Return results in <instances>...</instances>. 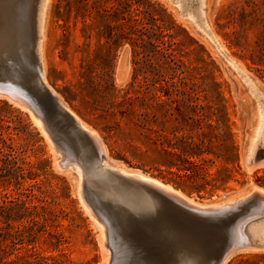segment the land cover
Instances as JSON below:
<instances>
[{
  "label": "rangeland",
  "instance_id": "374dc122",
  "mask_svg": "<svg viewBox=\"0 0 264 264\" xmlns=\"http://www.w3.org/2000/svg\"><path fill=\"white\" fill-rule=\"evenodd\" d=\"M95 1L50 0L44 40L50 87L101 136L114 163L141 169L198 203L246 197L243 202H235V208L207 217L186 210L166 194L146 191L153 195L157 208L149 216L129 212L136 222L133 230L127 231L119 207L107 203L86 176L83 180L64 169L61 162L68 157L78 165L82 154L89 159L90 146L82 143L81 148L72 143L68 123L56 117L48 101L27 82L21 46L32 40L36 0L8 1L6 6L1 2L0 42L14 38L17 45L0 43V62L13 68L12 75L31 90L36 106H42L34 114L40 120L43 117V125L39 127L29 111L0 98V138L11 148L5 153L16 160L1 163L6 169L0 172V229L12 234L22 231L25 238L12 255H8L10 249L6 250L0 264H126V256L149 253L146 247L154 243L155 226L161 232L166 229L158 220L167 211H174V218L180 222L209 223V249L213 253L205 257V264H212L219 256L214 251L229 248L238 221L258 207L256 188L264 190V165H259L264 163V153H260L264 147L257 148L253 168L248 166L246 154L255 123L256 98L252 99L254 95L244 79L229 68L207 36L196 28L202 26L196 0H174L180 3L179 13L184 18L167 0H148L149 8L135 4L126 14L130 21L113 23L134 26L125 27L129 37L113 47L98 35L105 21L98 10L100 5L118 2ZM59 2L60 10L56 7ZM207 5L211 29L227 54L264 90V72L254 64L264 50V0H208ZM164 10L176 27L163 32L167 45L160 47V53L146 55L136 42L140 34L147 41L160 36ZM188 14L196 24L190 22ZM169 44L172 47L167 53L172 55L167 58L163 52ZM43 128L50 132L51 139ZM190 153H196L191 160L198 167L188 177L189 165L182 158ZM16 170L23 175L19 181L14 178ZM204 180L211 185L196 190ZM101 213L108 216L100 217ZM97 221H104L105 226ZM136 236H143L145 247L136 244ZM258 247L253 242L226 264H264V247Z\"/></svg>",
  "mask_w": 264,
  "mask_h": 264
},
{
  "label": "bare ground",
  "instance_id": "6f19581e",
  "mask_svg": "<svg viewBox=\"0 0 264 264\" xmlns=\"http://www.w3.org/2000/svg\"><path fill=\"white\" fill-rule=\"evenodd\" d=\"M8 1H10V2L12 1V3H13L15 0H0V5H1V2H3L2 4H4ZM167 1H169L171 6H174V8H176L178 10L179 17L184 18V17H182L183 14L181 15L179 13V10L181 8L180 3H178L174 0H167ZM196 1H197L196 2L197 7L199 9V15L202 17V26L196 25V28L198 30H200L204 35L207 36L208 40L213 44V46L216 48V50L218 52H221L222 54H224L227 57L228 62L227 61L226 62L229 65V68H231L232 71H235L237 74H239L242 77V79H244V82L246 83V84L245 83L244 84L247 85V87H249V90L253 93L252 95H254V98H252V99L254 100L256 98L255 99L256 101H254V102H256L255 103V109H256L255 123L253 126V130L251 132V136H250L251 138H249V144H248V148H247V152H246L248 160L253 159L254 154L257 151V148L258 147H260V148L264 147V90L258 84V82L254 78H252L243 69V67L239 63H237L235 60H233L227 54L225 48L223 47V45L220 43V41L216 37V34H214V32H213L214 30L211 29L210 19L208 16V5H207L208 0H196ZM49 4H50V0H44L43 3H41V0H36V6L34 5L35 9H34V14H33V33L32 32H30V33H32V35H33L32 37H35V39H36V43H37L36 51L40 54V57H41V73H42V78H43L44 84L50 89V91L53 94L58 96L59 94L55 93V91L53 90L54 88L52 89L50 87V85L47 82L48 80L46 79L44 40L46 38V27H47L46 24H47V15H48ZM186 4H185V6H186ZM6 5L7 4H4L2 6H6ZM192 9H191V11H192ZM1 10H3V9H1ZM195 14H196V12H195ZM6 17H7V21H9L8 14L5 15V18ZM187 17H189L191 23H195L194 17L192 15L188 14ZM196 17H198V16H196ZM5 18H3V20ZM198 20H200V19H198ZM1 25H0V27H1ZM4 26L5 25H3V27ZM15 42L16 41H14V38H13V40L7 41L5 43L4 42L3 43L0 42V43H2L1 44L2 46L7 45V46L14 47L15 45H17ZM23 44L26 45L27 43H23ZM21 48H23V50H24V45L21 46ZM2 94H6L7 97L3 96ZM0 98H7V99H9V101L11 103L29 111L31 116H33V119H35L36 123H38L40 125V126L39 125H37V126L41 127L43 125L42 124L43 117L40 120V118H38L34 114V112L37 108L36 103H35L36 100H34L31 97H29L28 95H26L25 92L21 88L12 85V86L8 87V90H7V89H3L0 87ZM59 102L63 107L66 108L67 111L71 112V114L75 117V120L77 121V123L80 124L82 126V128L87 132L93 146L96 148V150L98 152V155H100L104 158L102 164L104 166H111L114 169L121 170L122 172L126 171L127 167L120 165V164H117V163H114L113 160L110 159V157L108 156L107 149L104 145V142L100 138L101 136H99L95 130H93L88 125H86L75 113H73L71 111V109H69L68 106L62 101L61 97H59ZM39 106H40V104H39ZM37 113H39V112H37ZM46 123H45V126H46ZM43 130H45V129L43 128ZM48 130H49V128H48ZM45 131H47V130H45ZM50 131H51V129H50ZM46 135H48V138H50L49 137L50 132L47 131ZM260 153H264V151L260 152ZM262 155L263 154H261L259 156L261 157ZM74 156H75V154H74ZM75 157H76L75 159H77L79 156L77 157V155H76ZM85 157L88 158V156H85ZM78 160H80V157L78 158ZM254 162H255V160H254ZM262 162H260L261 164H259V163L258 164L261 166L264 165V163L262 164ZM253 163L251 166L252 168L255 167L253 165ZM61 164L63 165V167H65L64 169L68 168L69 170H72V172L74 171V173L80 179L85 180L84 179L85 175H84V172L81 169L80 165H78L77 162L75 163L70 157L63 160L61 162ZM247 164H249V163H247ZM59 167H60V165H59ZM134 176L138 180L143 181V182L147 183L148 185L154 187L155 189L161 191L162 193L166 194L171 199H173L176 203L183 206L186 210H188L194 214L198 213V214H202V215H211V214H216V213H218L224 209L235 208L234 207L235 202H237V201L240 202L243 199H245L243 196L246 197V194H245L242 197L232 198V199L227 200L226 202H222V203H214V204L213 203H211V204L204 203V204H202V203H198L194 200H191L190 198H188L187 196L182 194L180 191L176 190L171 185L164 184L163 182H161L157 179L148 177V176L142 174L141 172H137L136 174H134ZM256 190L258 192L257 198L259 200V205L257 208H254L248 214L243 216L238 221V223L235 225L234 231H233L234 232L233 241L231 242V245L228 244V246H230V247L227 250V252L225 253L226 254L225 258L221 264H226L227 261L235 253L239 252L240 250L242 252V251L246 250L245 248L251 247L253 242L257 243V245L260 246L258 248L264 247V190L261 188H256ZM253 192H255V191H252V193ZM87 193H90V192L88 191ZM247 196H249V195H247ZM95 201L96 200H94V202ZM106 202L108 203V201H106ZM98 205L102 208V205H100V204H98ZM116 207H118V206H116ZM98 209H99L98 211H100V208H98ZM118 209L122 212L120 214H122L125 218V219H122L123 218L122 217L121 219H122V221L125 220L124 223L127 227L126 230L129 232L132 231L133 230L132 227H133V225H135L136 221L134 220L135 217L133 215H131L129 212L132 213L133 210H130L127 207H119ZM102 210H104L105 212L107 211V210H105L104 207L102 208ZM88 211H90V210H88ZM104 211H100V212L103 213ZM173 212L174 211H171L168 213V211H167L166 213L160 214V216H159L160 218L158 221H159V223L162 222V224L166 226V229L164 228L162 230L163 232L159 231L155 225H152V226H155V228L153 230L154 236L152 238L154 243L153 244L151 243L149 245L150 247H148V245H147L146 248H150L149 253L142 254V252H139V253L136 252L135 254H132L131 256H126V264H134V263H136V264H143V263H145V264H205V257L208 256L210 253L211 254L213 253L211 250L212 248L209 249L210 236H211L210 235V229H209V227H207V225L209 223L203 224V223L195 222L193 220L180 222L174 218L175 213H173ZM102 213L100 214V217H101V215L108 216L107 213H105V214H102ZM96 216H97V214H96ZM236 216H237V214H236ZM97 217H99V216H97ZM97 217H96V219H97ZM140 217H142V216H140ZM152 217H154V216H152ZM98 219H100V218H98ZM111 219H113V218L111 217ZM102 222H104V221H102ZM102 222L99 221L98 224L100 223L99 225H102L104 227L105 223L102 224ZM112 223H114V221ZM124 230H125V227H124ZM134 240H135L137 245H139L141 247H145V243H144L145 239L143 238V236H136L134 238ZM201 245L204 247H201ZM108 248H106V250ZM204 248H205V250H204ZM224 248L225 247H223L219 251H214V254H216L217 256L220 255L225 250ZM255 248H257V246ZM255 248L252 247L251 250H253ZM110 249H108V250H110ZM208 249L211 250V252H209ZM112 254H113V251H112ZM108 258H109V256H108ZM108 258H107V262H108ZM206 262H209V261H206ZM212 264H217V263H216V261H214Z\"/></svg>",
  "mask_w": 264,
  "mask_h": 264
},
{
  "label": "water",
  "instance_id": "95a60500",
  "mask_svg": "<svg viewBox=\"0 0 264 264\" xmlns=\"http://www.w3.org/2000/svg\"><path fill=\"white\" fill-rule=\"evenodd\" d=\"M43 2L44 0H41V3ZM23 45L25 56L22 61V67L26 73L27 82H29L37 94L41 95L48 101L54 115L56 117L63 118L68 123L70 127L68 137L72 143L81 148L82 143H86L90 146L89 148L92 151L91 158L88 159L85 157V154H82L80 164L87 181L96 187V189L99 191V194L104 199L118 207H127L139 215H147L153 212L154 209L157 208L155 203L156 201L154 197H152L153 195L148 194L146 191L149 190L153 193L162 195L164 193L148 185L147 183L138 180L134 174L141 172L148 177H154L150 176L141 169L127 167V170L122 172L121 170L114 169L111 166H104L102 164L104 158L98 155V152L93 146L87 132L80 124L77 123L71 112L67 111L66 108L60 104L59 97L53 94L44 84L41 73V57L36 51L37 43L35 37H32V40L29 43ZM219 53L228 62L227 57L221 52ZM11 68L12 67L10 65H5L0 62V87L8 90V87L12 85L17 86L21 88L26 95L33 99L34 97L32 96L31 90L21 83L17 77L15 78L12 75L13 71L11 70L13 68ZM2 95L7 97L6 94ZM37 109L39 110L40 108L37 106ZM82 150L84 151V149ZM252 163L253 159H250L248 166L250 167ZM166 184L170 185L169 183ZM198 215L209 216L202 214ZM228 249L224 250L223 253L218 256L216 259L217 264H221L223 262L226 255L225 253Z\"/></svg>",
  "mask_w": 264,
  "mask_h": 264
},
{
  "label": "trees",
  "instance_id": "16d2710c",
  "mask_svg": "<svg viewBox=\"0 0 264 264\" xmlns=\"http://www.w3.org/2000/svg\"><path fill=\"white\" fill-rule=\"evenodd\" d=\"M101 0L95 1V4H99ZM117 5H112V6H99L98 12L101 17L105 19V21L102 23V26L100 27L98 31L99 37H105L107 40V43L113 46L119 45L122 39L128 38L129 33L125 32V27L127 28H133L134 26H126L123 24H117L114 25V22H119V21H130L127 20L126 14L130 12L131 8L137 4L138 7H144V8H149L150 4L148 0H117ZM57 9L60 10L62 7V4L59 2L57 4ZM67 7H70V3H68ZM164 17H162V20L165 22L164 25V30H162L161 34L159 37H156L154 40H152L151 37H149V41L143 39V34H140L138 39L139 41L136 42V46L142 49L143 53L146 55H149L151 52H157L160 53V47L162 45H167V42L165 38H167V35H163L164 31L167 30H172V28L176 27L175 22L172 20L171 16L167 14V12L164 10ZM145 13H148V16L150 15L148 10L145 11ZM134 22L136 24H139L142 22L138 21L137 19H134ZM139 33V32H138ZM171 38V37H170ZM191 39V38H190ZM196 43V42H195ZM172 47V44L168 45V49H166L165 52H163L164 57L169 58L172 54L167 53L168 50ZM203 49V48H202ZM140 54V52H138ZM255 65L258 66H263L264 67V50L258 57L256 61H254ZM259 68V71L264 72L263 68ZM2 102V101H0ZM229 128V127H228ZM230 129V128H229ZM1 144L3 145V148L1 147ZM164 145V142L162 143ZM6 148H10L7 145V142L5 139L0 138V172L2 170H5L1 168V163L3 162L4 164H11V163H16L15 158H13L11 153H5ZM11 149V148H10ZM187 157L182 158L183 162L187 163L189 165V169H186L187 171H190V174L185 175L188 177H191V175L196 172L197 169V164L192 161L191 159L196 156V153H190L189 155H186ZM16 174L14 173V178L19 181L20 178H23L22 174H20L19 170L15 171ZM1 177V175H0ZM172 183L179 187L182 188V186L179 183H175V181H172ZM211 185V181L204 180V183L198 187H196V190H201L205 188L206 186ZM24 233L22 231H16L15 233H3L2 230L0 229V262L3 261L7 254V249H10V253L8 255H12L13 252L18 250V245L19 244H24ZM8 241H10V244H8ZM4 252V253H2ZM2 254H5L4 257H2Z\"/></svg>",
  "mask_w": 264,
  "mask_h": 264
}]
</instances>
